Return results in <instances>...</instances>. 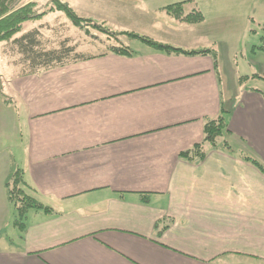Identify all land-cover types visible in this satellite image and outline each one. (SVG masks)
<instances>
[{
  "label": "crops",
  "instance_id": "1",
  "mask_svg": "<svg viewBox=\"0 0 264 264\" xmlns=\"http://www.w3.org/2000/svg\"><path fill=\"white\" fill-rule=\"evenodd\" d=\"M147 1L152 13L200 11L204 22L183 28L199 41H156L183 53L141 42L129 55L32 73L4 53L0 264H264V173L246 159L264 169V68L238 79L225 101L228 75L205 32L248 26L252 2ZM209 50L216 62L192 54ZM222 110L230 148L184 158ZM18 172L50 209L30 212L22 229L8 193Z\"/></svg>",
  "mask_w": 264,
  "mask_h": 264
},
{
  "label": "rangeland",
  "instance_id": "2",
  "mask_svg": "<svg viewBox=\"0 0 264 264\" xmlns=\"http://www.w3.org/2000/svg\"><path fill=\"white\" fill-rule=\"evenodd\" d=\"M13 6L0 20L13 14L21 13L27 20L22 24L21 31L11 40L0 43V85L8 78L11 61L19 65L23 73L30 72L28 63L17 53L12 41L24 33L39 30L42 46L46 50L59 49L62 46L75 47L77 52L85 56L107 53L113 47H131L138 51L141 42H176L199 41L194 39L196 32H190L199 27L198 23H187L182 19L193 14V7H184L180 18L168 12L152 13L147 0H12ZM232 2L238 0H229ZM143 2H146L145 5ZM248 5L251 12L255 9V19L244 27L232 22L227 25L214 26L205 29L217 42L218 59L224 67L228 81L224 83V99L229 100L232 94L238 92V79L247 75L257 74L259 68H264V54L259 51L253 55L254 46H261L264 39V2L251 0ZM144 6H147L146 8ZM140 8V10H138ZM238 9L233 13L234 16ZM234 23V25H233ZM243 24V23H242ZM227 26V27H226ZM190 28L191 30H183ZM199 36V33L197 34ZM194 39V40H193ZM201 40H203L201 38ZM162 44V43H161ZM253 48L250 52V48ZM19 67V68H20ZM260 75V73H258ZM247 87L258 86L260 81L250 80ZM246 85V84H245ZM5 97L0 90V111ZM226 141L225 136L220 142ZM15 201L32 197L31 189L23 183L12 185ZM16 201V206L21 207ZM37 211L31 210L29 211ZM27 214V217L29 215ZM16 214V213H15ZM26 217V219H27Z\"/></svg>",
  "mask_w": 264,
  "mask_h": 264
},
{
  "label": "trees",
  "instance_id": "3",
  "mask_svg": "<svg viewBox=\"0 0 264 264\" xmlns=\"http://www.w3.org/2000/svg\"><path fill=\"white\" fill-rule=\"evenodd\" d=\"M12 0H0V19L1 17L7 12L10 11L11 7L13 6ZM183 4H177L167 7V12L171 15L176 16L177 18H180L183 14ZM193 14L187 15L186 18L182 19L184 22L187 23H198L201 24L204 22V16L200 11L193 8ZM26 18H28L26 16ZM22 16L21 13L13 14V16H10L9 18L0 20V43L1 42H7L11 40L15 35L20 33L22 24L27 20ZM264 28V23L262 24ZM40 32L39 30H33L27 33H24L18 38H15L12 41V46L17 49V53L23 57L26 63H28L31 71L28 73H32L34 71H38L41 69H50L55 68L59 66H64L69 63L81 61L87 59L88 56H85L81 54L80 52H77L75 47H67L62 46L59 49H52V50H46L42 46V42L40 39ZM264 40V39H263ZM145 43V42H144ZM146 44H149L156 48L157 50H161L164 52H176V53H183L181 50L173 49L169 46H164L156 42H148ZM255 51H261L264 52V41L261 46H255ZM109 52L119 54V55H129L131 54L130 48H121V47H113ZM192 54H198L202 56L211 55L214 57L216 62V55L213 51H203L200 53H192ZM227 112L222 110L221 115L218 119L209 121L205 125V139L204 142L196 145L192 150L188 151L187 153L183 154L184 158H190V155L194 153L200 161L204 160L207 151L206 148H212V149H218L219 147L224 148H230V145L226 141L220 142V137H224L226 134H228L227 131V121H226ZM248 161H250L252 164L257 166V168L264 173V169L262 166L250 159L247 158ZM16 180L20 183H23L25 186H28L24 180L23 174L18 172L15 173L13 176L12 181L8 185V193L11 202L13 203L14 209H15V221L14 224L16 227H19L20 229L24 228L25 221L27 214L31 210H37V211H45L49 212L50 209L47 207H44L42 204H40L35 198L33 197H27L26 199H22V201L16 200L18 203L21 204V207L16 206L15 201V194L13 193L12 185L13 183H16ZM29 187V186H28Z\"/></svg>",
  "mask_w": 264,
  "mask_h": 264
}]
</instances>
